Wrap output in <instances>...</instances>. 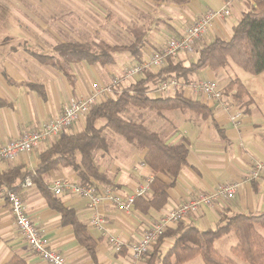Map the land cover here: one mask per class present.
<instances>
[{"label": "crops", "instance_id": "crops-1", "mask_svg": "<svg viewBox=\"0 0 264 264\" xmlns=\"http://www.w3.org/2000/svg\"><path fill=\"white\" fill-rule=\"evenodd\" d=\"M148 1L155 7L169 8L170 15L167 21L171 24L167 26L170 30L168 36L162 40L156 36H148L145 30L141 60H137L130 51H122L116 53L115 63L106 66L90 65L86 62L72 63L73 82L56 67L38 61L30 51L27 52L31 56L32 68L21 64L15 65L9 61L0 66V145L20 137L25 131L40 128L45 122L59 115L65 105L73 99L90 94L98 87L109 85L116 77L113 73L119 74L123 67L124 54H130L131 59L134 60L132 64L146 60L170 37L184 34L187 27L204 11L209 8L218 9L224 5L226 0H191L187 4ZM137 4L141 8V5ZM248 4H253V1L235 0L231 7L232 14L217 20L215 27L197 46L203 42L208 43L217 36L225 39L231 38L233 27L239 22L234 23L232 18L239 15L240 20L243 12L248 10ZM135 25L141 26L135 23L131 28ZM116 44L121 45V43ZM197 51L191 54L197 57ZM191 54L180 53L176 59L184 60ZM98 67L103 73H100ZM124 70L119 77L123 76ZM156 70L158 69L151 71ZM263 74L264 72L256 76L259 78ZM143 75L137 76L136 79L125 80L133 83ZM225 76L223 69L219 71L206 68L192 75L191 78L212 79L222 87ZM247 90L253 99L250 105L251 111L246 112L242 107V115L237 122L231 120L230 113L219 102L204 95H191L188 91H184L187 97L198 99L212 109V117L203 119L196 113L199 120L194 122L185 116L181 126H174L169 131L162 130V123L158 122L156 129L165 134L168 142L176 143L183 137H188L190 149L188 164L181 169L176 184L168 189V202L161 210L151 208L144 213L133 206L131 211L123 212L108 202L92 210L88 207L86 199L72 196L69 193L56 194L64 205L74 208L78 218L86 224L96 244L95 258L77 240L73 225L63 223L61 213L49 206L39 188L33 183L22 188L20 184L22 181L18 179L15 185H20L18 189L22 191L28 214L39 224L44 237L55 249L62 252L71 264H146L145 259L133 257L128 248L129 243L138 239L164 212L183 204L198 192L210 191L221 183H239L233 199L219 201L213 206H202L197 213L190 214L187 220L181 222V225H194L200 229L215 228L224 213L258 214L263 212L264 177L250 180L248 176L255 162H264V139L258 138L260 129L258 120L253 115L255 97L251 96L250 89L247 88ZM156 91L153 89L149 93L162 96L155 94ZM101 98L105 100L108 97L102 95ZM83 121L75 124L66 132H80L84 126ZM117 140V149L114 153L110 150H103L102 153H107L100 154L101 160L94 159L100 171L107 173L113 180L111 185H117L125 192L131 193L155 174L144 162L146 150L120 139ZM48 147L49 145L41 144L31 153L1 162L0 173L16 166H23V169L36 167L40 153ZM159 176L166 182L170 181V178L164 174H159ZM44 177L49 188L52 181L58 178L81 182L77 171L71 167L60 166L49 174H45ZM94 212L104 217L106 223L102 226L93 224L91 219ZM112 236L120 238L125 243L120 251H116L110 243L109 238ZM174 241V236H166L161 249L167 244L173 245ZM14 255L23 257L27 264H48L25 241L15 224L9 202L0 197V264L7 263Z\"/></svg>", "mask_w": 264, "mask_h": 264}, {"label": "trees", "instance_id": "trees-1", "mask_svg": "<svg viewBox=\"0 0 264 264\" xmlns=\"http://www.w3.org/2000/svg\"><path fill=\"white\" fill-rule=\"evenodd\" d=\"M157 3L187 4L191 0H154ZM250 8L243 12L239 22L233 27L231 38L219 36L201 45L197 57L189 64L170 58L168 65L156 71L146 70L137 81L125 86L113 97L91 106L85 116V126L77 133H63L59 138L39 155L36 167L23 169L16 166L0 173V190H16V180L24 181L30 178L50 207L59 211L64 224H72L77 240L86 247L95 258L96 244L74 208L63 204L61 199L49 188L44 175L58 167H71L77 171L80 181L86 184L98 182L111 185L113 180L105 172L100 171L94 160L98 150L108 151L110 143L105 134L107 128L119 134L129 144L146 150L144 162L154 176L150 183L151 193L147 197H137L135 208L147 213L151 208L161 210L168 202V189L173 187L181 169L188 164L189 139L183 137L176 143L168 142L162 131L154 129L145 123L143 110L155 109L159 115L164 110H192L203 119L212 117V109L204 102L187 97L183 88L173 94L152 96L149 86L160 80L175 76L184 81L192 80V75L206 68L224 69L229 60L245 71L258 75L264 72V0H252ZM134 40L128 44H111L103 39L97 43V48L90 42L69 40L58 42L52 52L30 50V53L41 63L49 64L62 71L72 82L74 75L72 63L86 62L90 65L106 66L115 63L116 53L130 51L141 60V50L145 42L146 31L141 26L131 28ZM38 88L36 85H32ZM225 94L250 112L253 103L242 80L235 77L223 87ZM249 96L247 99L246 97ZM1 103V101H0ZM135 110H141L135 112ZM136 116V117H135ZM104 120L102 125L99 122ZM159 174L170 178L163 180ZM258 226L264 227V211L258 214L224 213L215 228L200 229L197 226L175 224L169 226L145 259L146 264H184L201 256L204 264H237V262L222 255L216 248L215 241L233 231L237 244L232 246V253L249 264H264V235ZM166 236H174L175 241L161 256V245ZM5 264H27L26 260L14 255Z\"/></svg>", "mask_w": 264, "mask_h": 264}, {"label": "built area", "instance_id": "built-area-1", "mask_svg": "<svg viewBox=\"0 0 264 264\" xmlns=\"http://www.w3.org/2000/svg\"><path fill=\"white\" fill-rule=\"evenodd\" d=\"M234 1L226 0L224 5L218 9H207L187 27L184 34L181 36L173 35L160 48L154 50L146 60L128 65L123 76L113 78L109 85L98 87L90 94L73 99L65 105L59 115L45 122L40 128L25 131L20 137L1 144L0 163L22 154L31 153L41 144L50 146L54 140L82 121L92 105L103 101L102 95L113 97L115 86L122 79H136L137 76L144 74L146 70L160 69L167 66L170 58L177 57L180 53L194 52L199 42L215 27L217 20L232 14L231 7ZM181 84L180 78L170 76L158 82V90L166 93L176 91L181 87ZM183 88L191 95H204L219 102L230 113V118L234 122H237L242 115V110L237 107V103L230 95L224 93L223 88L215 80L192 79L184 83ZM248 177L250 180L262 179L264 177V162H255L254 167L249 171ZM152 178L147 179L131 193L125 192L117 185H102L98 182L86 184L68 178L53 180L50 189L58 195L69 193L72 196L86 199L88 207L92 210H95L100 204L108 202L115 205L119 211L128 212L132 210L137 197H147L151 193L150 183ZM32 183V180L28 177L20 184L23 188L32 185ZM238 187V182L221 183L210 191L198 192L183 204L164 212L138 239L129 243L128 248L131 254L137 259H144L153 250V247L169 226L184 222L190 214L197 213L202 206H213L219 201L233 199ZM0 197L9 202L18 230L32 250L43 261L48 264H71L67 257L55 249L44 237L39 224L30 217L21 190L2 189L0 190ZM91 222L102 226L106 223V219L94 212ZM109 241L116 251H120L125 245L117 237L112 236Z\"/></svg>", "mask_w": 264, "mask_h": 264}, {"label": "rangeland", "instance_id": "rangeland-1", "mask_svg": "<svg viewBox=\"0 0 264 264\" xmlns=\"http://www.w3.org/2000/svg\"><path fill=\"white\" fill-rule=\"evenodd\" d=\"M137 3L141 5V8L137 6ZM250 6L251 4H248L247 9ZM169 15V8L155 7L148 0H106V2L105 0H0V66L9 61L15 65L21 64L32 68L31 56L27 51L52 52L53 46L60 41H88L94 48L98 47L97 42L101 39L111 44H128L134 39L130 28L135 23L141 25L147 31L148 36H156L162 40L170 32L167 27L168 24H171L167 21ZM232 21L238 22L239 15H235ZM203 44L205 43H201V45ZM200 46H197L194 52ZM124 55L125 59H122L123 67L120 73H113L116 77L122 75V71L127 65L134 61L130 54ZM195 59L196 55L191 54L184 60L177 59L176 61L189 64ZM98 70L103 73L101 68L98 67ZM223 72L226 73V76L222 81V88L229 80L238 77L250 89L251 96L255 97L253 115L258 120L260 129L258 138L264 139V74L257 78L256 75L245 71L232 60H229V64L223 69ZM181 81L179 89L184 87V81ZM130 83L132 82L121 80L115 86V94ZM149 89V92L153 89L157 90L155 94L162 96L174 92L166 93L158 90V83L150 84ZM150 95L154 96L152 93ZM237 107L242 110L240 104H237ZM138 111L141 110H135V112ZM143 113L147 125L156 129L158 122H161L162 130L166 131L172 130L174 126H181L185 116L194 122L199 120L198 115L189 109L164 110L158 116L155 109L147 108L143 110ZM82 120H84L85 126V117ZM104 122L101 120L99 125ZM104 132L110 143L109 150L113 153L117 149V139L127 143L123 137L109 128ZM102 152L103 150L96 151L94 158L98 161L101 160L100 154L107 153ZM258 229L264 235V227L258 226ZM237 242L235 233L230 231L217 239L215 245L222 255L234 259L237 264H249L232 253L231 248ZM169 247L170 244H167L160 250L161 256ZM147 258L148 256L144 259ZM185 264H204V262L202 257L198 256Z\"/></svg>", "mask_w": 264, "mask_h": 264}]
</instances>
